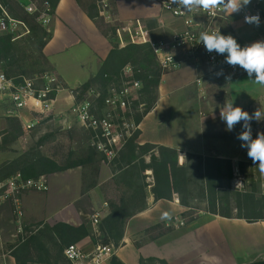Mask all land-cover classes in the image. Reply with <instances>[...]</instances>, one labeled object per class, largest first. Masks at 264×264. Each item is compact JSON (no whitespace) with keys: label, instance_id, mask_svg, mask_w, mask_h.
<instances>
[{"label":"crops","instance_id":"0c3cea01","mask_svg":"<svg viewBox=\"0 0 264 264\" xmlns=\"http://www.w3.org/2000/svg\"><path fill=\"white\" fill-rule=\"evenodd\" d=\"M19 2L23 7L31 4V0ZM243 11L259 13L260 25L244 23ZM243 11L231 15L223 11L216 22L218 31L232 35L241 47L264 41V0H251ZM46 25L50 38L41 52L48 59V71L58 75L70 88L81 87L94 78L115 43L119 47L137 44L129 42L127 27L137 36L142 30L147 41L169 39L185 30L182 19L166 12L156 0H110L109 18L99 12L98 0H57ZM178 56L183 60L181 66L166 70L160 67L157 99L139 122L135 142L176 149L180 165L189 154L229 161L233 185L234 179L246 175L247 169L258 164L252 162L247 149L241 147L242 142L237 139L243 131V122L228 131L220 118V110L227 101L233 102L234 107H242L250 115L258 108L264 111V85L255 82L254 75L250 79L239 66H236L237 75L226 80L225 75L216 76L215 68L204 58L200 63H194L184 51ZM224 65L228 64L224 62ZM71 106L70 91L64 87L57 95L56 111L65 115ZM10 107V102L0 100V135L13 119L23 128L22 118L6 115ZM20 114L28 116L25 110ZM251 128L255 139L257 133L264 132V120L251 121ZM8 159L7 154L0 152V166ZM145 159L149 161L147 156ZM146 173L148 207L128 219L124 245L114 252L124 264H140L141 257H156L168 264H245L264 260V221L249 223L244 219L205 212L190 223L191 226L179 227L187 207L177 201L175 195L171 200L155 201L150 192L154 184L152 171ZM113 175L112 168L103 162L95 178L80 166L48 174L47 191L27 190L21 194L23 215L20 218L14 214L10 202L1 201L0 264H16L12 251L18 241L24 240L18 232L19 219L27 233L28 229L38 228L41 224H92L91 216L96 212L102 213V218L107 216L110 207L104 185ZM262 176L264 178V174ZM187 239L186 248L181 242ZM79 242L89 246L94 244L90 237ZM219 244L223 248L222 258L216 247ZM198 245L214 246L215 249L205 252ZM253 252L258 254L253 256Z\"/></svg>","mask_w":264,"mask_h":264},{"label":"trees","instance_id":"16d2710c","mask_svg":"<svg viewBox=\"0 0 264 264\" xmlns=\"http://www.w3.org/2000/svg\"><path fill=\"white\" fill-rule=\"evenodd\" d=\"M47 1L50 3L53 12L57 0ZM22 10H24L25 16L19 19L24 18L25 21L29 15L36 19L39 14L38 12L30 14L24 8ZM12 15L16 17L17 14L12 13ZM45 35L48 36L44 29L43 37ZM12 41H14L12 35H5L0 38V55L8 57L12 49ZM47 41L41 42V50ZM127 64H132L142 71L137 78L143 84L142 98L146 108L143 113H138L134 117L136 123L139 124L142 117L153 107L161 80V68L149 44H128L119 47L115 43L99 73L83 84L81 88L85 90L96 85L105 86L108 83L105 75L108 78L117 76ZM45 72L48 71L40 72V74ZM22 75H16V77ZM10 128L21 129L14 119L11 120ZM137 134L138 131L128 139L119 150L118 155L108 164L114 174L112 181L119 180L126 190L120 194L118 201L109 200L110 212L97 225L96 229L103 235L105 244L118 246L123 239L128 219L148 207L147 170L152 171L154 184L150 188V192L155 201L159 199L171 200L174 194H178L183 206L197 210L198 208L189 203L190 196L197 194L206 203V208H204L206 212L225 218H240L247 222L264 221V194H258L255 187L251 191L231 190L232 170L229 161L189 154L184 164L180 165L178 162L179 152L176 149L153 144L139 145L135 142ZM146 155L150 156L149 162H146ZM103 160V155L92 145L85 156H81L76 162L63 165L56 159L40 153L27 152L18 159L0 166V181L18 172L24 178H37L43 174L48 175L79 166L89 170L95 178ZM196 199L197 197L194 198V200ZM44 236H48L52 240L62 255L63 249L67 245L79 242L86 237L92 238L93 242H98L95 228L91 223L79 226L62 222L53 226L41 224L38 225L34 233L24 237V240L18 241L15 245L12 255L16 264L33 262V249L41 248L44 245ZM149 261L168 264L165 260L154 257H141L140 264H146ZM110 263L124 264L116 255L111 257ZM245 264H264V260Z\"/></svg>","mask_w":264,"mask_h":264},{"label":"built area","instance_id":"2783aa9c","mask_svg":"<svg viewBox=\"0 0 264 264\" xmlns=\"http://www.w3.org/2000/svg\"><path fill=\"white\" fill-rule=\"evenodd\" d=\"M156 1L166 12L182 19L185 30L176 33L169 39L147 41L143 37L141 26L139 36L134 35L132 30L127 27L130 43H149L163 70L181 66L183 60L179 59L178 53L184 51L185 55L194 63H200L204 58L209 65L215 68V71L223 69L225 76L230 74L231 78L237 75L236 67L224 65L223 56L215 52H207L199 40V34L202 31H218L216 22L222 16V9L217 10L215 15H210L202 10L185 12L177 8V5L171 3L170 0ZM109 6L110 0H98L99 12L105 18H109ZM23 8L30 14L38 12L37 19L43 25L49 22L52 9L48 1L42 5L31 3ZM246 13L258 14L261 19L259 13L245 11L242 12L243 19ZM119 31V36L122 37ZM28 33L27 24L14 17L6 5L0 1V38L12 35L13 40H16ZM120 39L122 40V38ZM141 72L140 68L127 64L119 75L109 78L105 75L108 81L105 86L96 85L85 90L81 87L69 90L72 98L70 111L77 118L78 124L89 132L91 145L103 155V163L109 164L128 139L133 137L138 130V123L134 117L136 114L142 113L145 105L140 102L143 84L137 78ZM62 90H64V86L61 80L52 72L32 77L23 75L11 77L0 71V100L11 103L6 115L22 118L24 129H31L48 116L58 117L57 95ZM23 110L28 112V116L20 114V111ZM61 118L64 124L68 123L67 115ZM241 184L240 177L234 179L233 186ZM48 189L49 180L46 174L37 178H24L18 172L0 181V202H10L13 205L14 214L20 218L23 215L21 194L27 190L47 191ZM176 200L179 201L177 195ZM101 218L102 213L100 212L91 216L96 235H99L96 227ZM18 222V232L25 237L26 232L21 220L19 219ZM181 224L183 223L181 222ZM114 248L113 244L97 243L87 246L82 242H75L67 245L63 254L69 264H104L113 256Z\"/></svg>","mask_w":264,"mask_h":264},{"label":"rangeland","instance_id":"374dc122","mask_svg":"<svg viewBox=\"0 0 264 264\" xmlns=\"http://www.w3.org/2000/svg\"><path fill=\"white\" fill-rule=\"evenodd\" d=\"M0 1L3 2L4 5H6L11 14H17L18 19L25 16V12L24 10H22L23 6H21L19 2L20 0ZM42 1L43 0H31V3L42 5ZM23 3H26V0H23ZM26 19L27 21H23L27 24L29 33L12 41V49L7 58L5 57V55H0V71L5 72L9 76L23 74L26 77H32L40 74V72L48 71L49 69L48 59L41 52V42L49 40L50 34L48 32L47 25H43L37 18L35 19L30 15ZM44 29L46 30L48 36L45 35L43 37ZM61 82L68 91L71 89L67 83L64 84L62 80ZM140 102L144 103L142 95L140 97ZM145 108L146 107L144 105V110ZM144 110L142 111V113L144 112ZM60 115L62 117L67 115L68 123L64 124L63 121L59 119ZM65 115L61 113L58 117L53 118L52 116H48L31 129H13L9 126L7 130L0 135V152L8 155L9 159L7 160V163L18 159L22 154H25L27 152L40 153L41 155L56 159L62 165L76 162L81 158V156H85V154L88 152L89 147L91 146L90 135L80 126V124H78L77 118L73 115V113H71V111H69V113L67 114L65 113ZM9 125H11V122L9 123ZM146 156L150 160V156ZM246 172V175L240 176L242 184L239 186H233V177L231 178L230 189L239 191H251V189L255 187L258 191V194H264V178L262 176V173L259 171L258 165L254 166L253 168L247 169ZM152 179L153 178H151V180ZM104 189L105 195L108 197V200L111 201H118V199H120V194H122V192L126 190L123 183H120L119 180H110L107 184L104 185ZM174 195L176 196V194ZM194 196L197 197L196 200H194ZM177 197L180 201V197L178 194ZM189 203L193 204V206L198 209L191 210L187 208V210L183 214L184 221H181L183 224H181L180 222V224H178L179 227H187L188 225L191 226L190 223H193L199 215H204L206 212L204 211V208H206V203L201 200L199 195L195 194L190 196ZM36 228L34 227L28 229L25 237L34 233ZM96 236V238H98V242H94V244L101 243L104 245H108L103 242V235L99 233V235ZM43 242L44 245L41 248L33 249L32 255H34V261L28 264H69L65 259L64 254H60L58 247L55 246V244L48 236H44ZM181 243V245L185 246L186 248L189 244L188 239L187 241L185 240ZM86 245L88 246V243ZM123 245L124 243L122 239L118 246H114V252L117 248ZM216 247L219 249L218 255L221 256L223 253L222 245L219 244L216 245ZM198 248H200L201 251L205 252H210L209 250L212 248V250L215 249L214 246H201ZM252 254L253 256H256L258 253L253 252ZM110 260L111 258L108 259L104 264L108 262V264H111ZM146 264L163 263H160L159 261H149Z\"/></svg>","mask_w":264,"mask_h":264},{"label":"clouds","instance_id":"9594fccd","mask_svg":"<svg viewBox=\"0 0 264 264\" xmlns=\"http://www.w3.org/2000/svg\"><path fill=\"white\" fill-rule=\"evenodd\" d=\"M177 8L185 12L203 11L215 15L217 10L222 9L229 15L240 13L251 2V0H170ZM244 23L259 26L258 14L246 13ZM199 40L207 52H215L225 57L224 62L229 66H239L251 79L255 76V82L264 85V41H256L241 47L232 35H223L220 31H202ZM216 76L225 75L223 69L215 72ZM230 79L231 75L225 76ZM220 118L226 123L227 130L232 131L234 126L243 122V131L237 135L241 147L247 149V155L254 164H258L259 171L264 174V132L257 133L255 139L252 137L251 121L264 120V111L258 108L251 115L240 106H233V102H227L220 110ZM168 214L165 213V216Z\"/></svg>","mask_w":264,"mask_h":264}]
</instances>
